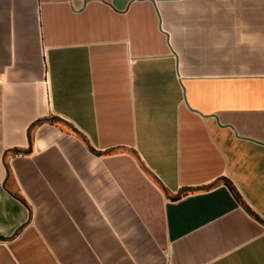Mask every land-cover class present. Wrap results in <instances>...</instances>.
Segmentation results:
<instances>
[{
	"label": "crops",
	"instance_id": "1",
	"mask_svg": "<svg viewBox=\"0 0 264 264\" xmlns=\"http://www.w3.org/2000/svg\"><path fill=\"white\" fill-rule=\"evenodd\" d=\"M0 264H264V0H0Z\"/></svg>",
	"mask_w": 264,
	"mask_h": 264
},
{
	"label": "trees",
	"instance_id": "2",
	"mask_svg": "<svg viewBox=\"0 0 264 264\" xmlns=\"http://www.w3.org/2000/svg\"><path fill=\"white\" fill-rule=\"evenodd\" d=\"M246 209H248V208L246 207Z\"/></svg>",
	"mask_w": 264,
	"mask_h": 264
}]
</instances>
